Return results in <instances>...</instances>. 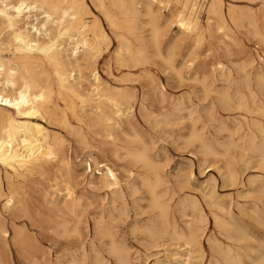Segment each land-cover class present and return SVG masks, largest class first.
Returning <instances> with one entry per match:
<instances>
[{"label": "bare ground", "instance_id": "obj_1", "mask_svg": "<svg viewBox=\"0 0 264 264\" xmlns=\"http://www.w3.org/2000/svg\"><path fill=\"white\" fill-rule=\"evenodd\" d=\"M145 1L142 4L139 3L140 0H108V5L123 17L122 21H119L110 14L105 0H93L94 6L100 11L118 42L115 57L121 64L125 62L124 54L134 55L136 62H139L141 58L146 57L149 50L159 52L158 12L160 8H167L168 4L174 3L175 9L169 13L170 21L182 33L195 36L203 34L199 22L202 6L197 5V0ZM140 4L145 8L144 16L149 19L148 37L143 36L139 24L142 15ZM205 13L206 33H210L213 28L217 31H227V20L235 27L246 21L251 29L250 35L258 40L259 44L264 45V26L262 29L259 28L252 14H236L233 6L224 13L222 0H208ZM90 14L84 0H0V204L4 202L2 208L7 212L10 211L12 217L13 211L35 186L41 185L44 181L51 182V185L38 193L44 202L50 200L48 204L55 214L43 222L39 221L38 226L34 225V227L40 230L45 224V228L54 234L59 232L68 234V224L62 215L68 212L76 216L77 208L82 204L81 199L72 197L67 185L70 167L66 153L71 148L60 134L51 133L42 124L61 129L75 138L76 143L85 147L87 134H102L111 141L114 149L112 154L116 156L119 147L116 145L115 125L121 117L127 116L133 109V103H126L132 98L130 94L119 90L113 91L103 86L98 77L96 65L108 50L110 39L96 18L88 20ZM122 31L126 36L120 33ZM166 62L169 64L170 59ZM84 71L89 72L87 77ZM85 82L89 85L86 90L82 87ZM209 104L212 111L218 106L222 111H239L247 116L243 117V121L236 122L232 129L224 128V131L229 133L230 139L234 135H239L240 145L236 146L235 142L231 141L227 148H240L244 153L250 154L251 161L255 160L259 165L264 163V103ZM140 108L146 111L143 103L140 104ZM208 117L213 118L212 112H208ZM198 121L199 119L193 121L186 144H197L203 159L218 157L219 154L204 134L206 125L201 124L196 127L195 123ZM96 129L97 131H93ZM132 140L137 143L142 141L136 135ZM89 149V159L97 175L90 179L89 186L109 191L113 205L116 200L123 198L118 175L113 168L91 156L93 152L91 149L96 150V148ZM96 155L99 157L98 154ZM125 156L142 171L136 175L132 174L136 180H139L138 186L134 180L131 181L132 183H126V186L132 194L142 188L148 195L149 209L154 215L150 226L144 228L142 232L148 236L152 247L161 237H167L169 241L179 245V249H183L181 253L185 260L180 264H202L205 257H208L207 264H264V254L250 245L253 239L247 233L243 219L234 215L231 206H225L215 199L214 186H210L209 192L203 195L208 213L205 212L202 204L195 200L197 197L180 202L179 212L182 217L189 220L183 222L182 226L178 225L169 216V203L175 191L165 186L162 170L150 155L148 148L142 145L138 149H126ZM256 168L258 169L259 166ZM87 170L91 172L90 167ZM221 179L224 187L239 184L238 174L234 170L225 171ZM260 182V185L250 192L258 194L259 198L256 201L260 204H254L253 210H250L251 214L246 215V212L244 215L239 207L237 210L250 220L254 219L257 224L264 226V179ZM184 184L187 182L178 185L177 188L182 191ZM61 191L65 192L64 197H67L69 202L63 200L60 205L55 203L52 196L56 197ZM19 211H24V207ZM187 212L190 214L186 215ZM81 216L77 218V223L72 225L71 234L79 235L77 225L80 224ZM210 220L224 242L216 239L212 234L208 236L207 254L201 240ZM10 228L13 246L23 250L34 243V238L29 235L25 224L18 228L11 220ZM93 232L100 239L105 237L110 239L109 254L116 264H128L125 250L115 243L101 217L93 221ZM9 237L5 220L0 216V264H10L7 254ZM172 255L176 257L178 254ZM96 264L103 263L101 260H96Z\"/></svg>", "mask_w": 264, "mask_h": 264}, {"label": "rangeland", "instance_id": "obj_2", "mask_svg": "<svg viewBox=\"0 0 264 264\" xmlns=\"http://www.w3.org/2000/svg\"><path fill=\"white\" fill-rule=\"evenodd\" d=\"M144 2L146 1L140 0L139 3L144 4ZM207 2L208 0H197V5L203 7V9L200 8L199 13V22L203 30L202 36L182 33L170 21L169 13L175 9L174 3L168 4L167 8H160L158 12L159 52L149 50L146 57L141 58L139 62H136L134 55L124 54L125 62L121 64L116 61L115 57L118 42L102 14L94 6L93 0H84L91 13L88 20L96 18L110 39L108 50L96 65L98 77L103 86L113 91L119 90L130 94L132 98L126 103H133V109L130 114L121 117L115 125L116 145L119 147L116 156L112 154L114 149L111 141L104 138L102 134H87L85 147L76 143L75 138L61 129L42 124L51 133L60 134L71 148L66 153L70 167L67 185L72 192V197L81 199L82 206L77 208L76 216L68 212L63 213L62 218L68 224V234L62 232L54 234L45 228V224L40 230L34 227V225L38 226L39 221L43 222L55 214L51 205L48 204L50 200L44 202L38 193L51 185V182L44 181L41 185L35 186L24 197L16 210H12L14 212L12 217H10V211L7 212L2 208L4 202H1L0 216L5 220L10 236L7 239L9 245L7 254L10 264H96V260H101L103 264H116L114 258L109 254L110 239L107 237L100 239L93 232V221L100 217L115 243L125 250L128 264H180L183 262L185 260L181 253L183 249H179V245L169 241L167 237H161L162 239L160 238L156 242L157 246L152 247L150 239L142 232L144 228L150 226L154 213L149 209V198L145 190L139 188L137 193L132 194L127 189L126 183H132V180L137 186L139 185V180H136L133 175L142 171L125 156L126 149H138L142 145L148 148L150 155L157 161L162 170L163 180L166 182L165 186L176 193L169 203L171 220L173 219L181 226L183 222L189 220V218L182 217L179 212L180 202L185 199L197 197L195 200L202 204L205 212L208 213L203 195L209 192L210 186H214L215 199L225 206H231L234 215L243 219L246 231L253 239L250 243L251 247L264 254V226L257 224L254 219L250 220L244 216L246 212V215L251 214L250 210H253L254 204H260L256 201L259 198L258 194L250 192L257 188L260 181L264 179V163L259 165L255 160L251 161L250 154L244 153L240 148H227L231 141H234L236 146L240 145L239 135H234L230 139L229 133L224 131L225 127L232 129L236 122L243 121V117L247 116L239 111H222L218 106L212 111L209 104L264 103V45L259 44L260 42L250 35L251 29L246 21L235 27L227 20V31H217L216 28H213L210 33H206ZM105 3L110 14L122 21L123 17L116 9L108 5V0H105ZM222 3L224 13L233 6L236 14H252L259 28H263L264 0H222ZM142 4L139 6L142 14L139 24L143 36L148 37L150 27L147 23L149 19L144 16L145 8ZM120 33L126 36L125 32ZM167 59H170L169 64L166 62ZM88 73V71H84L86 77ZM177 75L178 77H176ZM82 87L86 90L89 85L85 82ZM141 103L146 111L141 110ZM208 112H212V119L208 117ZM151 113L153 114L151 115ZM156 116L159 119L156 120ZM197 119L199 121L195 123V126L206 125L204 134L219 154L218 157L203 159L197 144H186L187 136L194 124L193 121ZM93 131H97V129ZM135 135L142 140L141 143L133 142L132 138ZM92 147L96 150L91 149L93 151L91 156L98 162H104L113 168L120 180L123 198L116 200L113 205L109 191L89 186L90 179L93 176L97 177L95 167L89 159V148ZM209 166L210 168H208ZM255 166H259V168L257 169ZM89 167L90 173L87 170ZM224 170L237 172L239 184L224 187L221 179ZM186 182L187 184H184L180 191L177 186ZM64 195L65 192L61 191L56 197L53 195L52 199L60 205L64 201L69 202ZM21 207H24L22 212L19 211ZM237 207L241 208L244 215L237 210ZM82 210L83 213L80 214ZM24 212L25 214H23ZM189 214V212L186 213V215ZM80 216V224L77 225L79 235L71 234L72 225L77 223L76 220ZM11 220L18 228L23 224L28 228L29 235L34 238V243L29 248L20 250L13 246ZM211 234L224 242L223 237L214 229L213 222L210 220L201 240L207 254L206 239ZM160 243L162 244L160 245ZM152 248L154 249L152 250ZM172 254L178 255L175 257ZM207 260L208 257H205L202 264H207Z\"/></svg>", "mask_w": 264, "mask_h": 264}]
</instances>
